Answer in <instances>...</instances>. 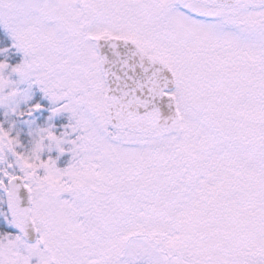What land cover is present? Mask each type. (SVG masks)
<instances>
[{
	"label": "snow or ice",
	"instance_id": "obj_1",
	"mask_svg": "<svg viewBox=\"0 0 264 264\" xmlns=\"http://www.w3.org/2000/svg\"><path fill=\"white\" fill-rule=\"evenodd\" d=\"M0 26V264H264V0H0Z\"/></svg>",
	"mask_w": 264,
	"mask_h": 264
},
{
	"label": "trees",
	"instance_id": "obj_2",
	"mask_svg": "<svg viewBox=\"0 0 264 264\" xmlns=\"http://www.w3.org/2000/svg\"><path fill=\"white\" fill-rule=\"evenodd\" d=\"M0 36H6V32H5L3 27H0ZM14 54H15V57H16V61L15 62H19L22 59L21 56H18L17 52H15ZM19 126H21V124L18 125V129H20ZM24 135H26V133H24Z\"/></svg>",
	"mask_w": 264,
	"mask_h": 264
},
{
	"label": "flooded vegetation",
	"instance_id": "obj_3",
	"mask_svg": "<svg viewBox=\"0 0 264 264\" xmlns=\"http://www.w3.org/2000/svg\"><path fill=\"white\" fill-rule=\"evenodd\" d=\"M29 127H30V125L27 124V126H26V129L27 130L26 131H28ZM19 128H20L21 132H23V127L22 126H19ZM22 135H23V133H22Z\"/></svg>",
	"mask_w": 264,
	"mask_h": 264
},
{
	"label": "rangeland",
	"instance_id": "obj_4",
	"mask_svg": "<svg viewBox=\"0 0 264 264\" xmlns=\"http://www.w3.org/2000/svg\"><path fill=\"white\" fill-rule=\"evenodd\" d=\"M0 27H2V26H0ZM17 54L20 55L21 58H23V57H22V53L17 52ZM13 79H16V77L14 76ZM0 110L3 111L2 109H0Z\"/></svg>",
	"mask_w": 264,
	"mask_h": 264
}]
</instances>
